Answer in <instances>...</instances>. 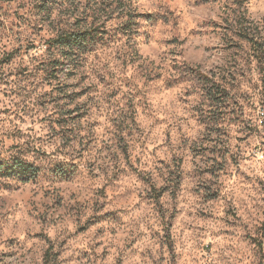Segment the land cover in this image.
<instances>
[{"label":"rangeland","instance_id":"rangeland-1","mask_svg":"<svg viewBox=\"0 0 264 264\" xmlns=\"http://www.w3.org/2000/svg\"><path fill=\"white\" fill-rule=\"evenodd\" d=\"M262 112L264 0H0V264H264Z\"/></svg>","mask_w":264,"mask_h":264},{"label":"trees","instance_id":"trees-1","mask_svg":"<svg viewBox=\"0 0 264 264\" xmlns=\"http://www.w3.org/2000/svg\"><path fill=\"white\" fill-rule=\"evenodd\" d=\"M90 15L94 18H100L99 10L96 9L91 11ZM243 37L251 42L257 54L261 52V46H258L252 37H248L246 32L243 33ZM102 38L103 30L100 29L99 24L91 21L89 24L79 26L76 29L57 34L50 40V44L60 52L66 63H70L75 57L90 50ZM38 172L39 168L36 165L19 158L0 162V177H18L27 181L35 178ZM152 191H154L155 198L158 199L161 192L157 191L153 186Z\"/></svg>","mask_w":264,"mask_h":264},{"label":"built area","instance_id":"built-area-1","mask_svg":"<svg viewBox=\"0 0 264 264\" xmlns=\"http://www.w3.org/2000/svg\"><path fill=\"white\" fill-rule=\"evenodd\" d=\"M262 115H264V112H262Z\"/></svg>","mask_w":264,"mask_h":264}]
</instances>
